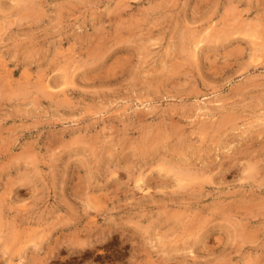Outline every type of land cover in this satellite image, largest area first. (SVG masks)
Masks as SVG:
<instances>
[{"label":"rangeland","instance_id":"rangeland-1","mask_svg":"<svg viewBox=\"0 0 264 264\" xmlns=\"http://www.w3.org/2000/svg\"><path fill=\"white\" fill-rule=\"evenodd\" d=\"M0 264H264V0H0Z\"/></svg>","mask_w":264,"mask_h":264}]
</instances>
